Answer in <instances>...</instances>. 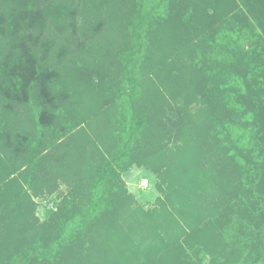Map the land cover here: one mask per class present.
<instances>
[{
    "label": "trees",
    "instance_id": "obj_1",
    "mask_svg": "<svg viewBox=\"0 0 264 264\" xmlns=\"http://www.w3.org/2000/svg\"><path fill=\"white\" fill-rule=\"evenodd\" d=\"M6 1L12 0H0ZM115 1L124 24L117 32L121 56L113 64L122 70L108 87L110 120L96 130L105 141L101 148L87 142L72 154L60 142L73 128L67 107L79 94L66 85V59L90 46L64 39L50 62V45L34 34L44 30L46 11L22 10L11 22L0 13V34L13 41L12 50L0 55V107L8 116L23 108L30 117L32 131L16 136L15 143L18 152L29 154L30 179L50 160L82 176L80 192L62 208L58 235L0 264H193L192 254L203 251L212 264H264V36L254 30L246 47L230 22L215 26L213 18L225 10V0ZM246 1L264 20V0ZM59 12L75 26L74 8ZM95 36L96 31L87 39ZM104 85L99 82L100 91ZM142 91L155 103L164 100V93L173 103L185 104L201 94L210 109L195 120L186 153L171 157L161 170L162 179L169 176L165 202L148 214L136 211L134 225L127 221L130 202L121 173L134 164L161 166V146L147 123L153 108L138 111L136 106ZM48 149H61L63 156L40 154ZM22 191L14 195L12 210L23 211ZM220 195L230 197L228 211L204 213ZM184 228L190 230L185 236ZM131 232L140 237L135 245ZM161 245L163 254L153 257Z\"/></svg>",
    "mask_w": 264,
    "mask_h": 264
},
{
    "label": "rangeland",
    "instance_id": "obj_2",
    "mask_svg": "<svg viewBox=\"0 0 264 264\" xmlns=\"http://www.w3.org/2000/svg\"><path fill=\"white\" fill-rule=\"evenodd\" d=\"M115 2V0H12L0 2V13L10 22L12 21L11 16L13 14L18 16V12L22 10L36 8L46 11L44 30L40 34V30L36 29L34 34L40 35L41 43L45 42L50 45L48 48L50 62L55 60L64 39L75 43L84 41L90 46L89 50L83 52L73 51L66 59L69 74L66 85L79 91V94L74 97L73 103L68 104L67 107L74 118L73 128L66 137L60 139V142L63 143V150L69 154L87 142H90V145L94 143L98 148H101L105 141L96 130L103 128L110 120L113 93L110 94L108 87L114 83L118 78L117 74L122 70L120 64H113V61H117L121 56L120 50H117L120 47L118 42L121 40L117 32L124 24L121 22L123 19L119 17L122 15L121 10ZM223 5L225 10L222 14L218 12L217 18L216 16L213 18L215 26L222 27V24L230 22L237 35L243 39L246 47H248V39L254 30L264 36V20L249 8L246 0H225ZM66 7L76 10L74 27L71 17L59 12ZM209 11L212 12V10ZM113 15L117 16L115 21L110 18ZM97 23H100L99 28L96 26ZM16 25L17 28L21 27L18 23ZM4 27L8 30L9 26L6 23ZM95 31L96 36L87 39V36ZM12 42L11 38H4L0 34V46L3 47H0V55L4 56L12 50ZM72 48L75 49L73 44ZM41 50L39 52H42ZM97 62L99 63L97 64ZM99 82L103 85L105 83L104 90H99ZM163 96L164 100L155 103V101L152 102L153 100L150 101L148 95L142 91L139 99L136 100L138 111L141 109L147 111L149 107L153 108L147 123L149 128L153 127L156 142L161 146L159 153L161 166L156 168L158 164H154V169L151 165L134 164L121 173V183L124 186L123 194L130 202L131 216L127 221L134 225L137 220L132 214L137 215L136 211L148 214L157 211L161 203L165 202L169 176L164 175L162 179L161 170L172 162L171 157H178L182 153H186L185 147L191 145L189 139L193 137L194 127L192 126L195 120H198L203 114H207L210 109L207 97H203L201 94H195L193 100L186 104L181 101L173 103L167 93H164ZM16 113V116H8L0 107V261L11 258L23 248L31 247L35 242L48 241L58 235L59 225L57 224H59L58 219L62 208L68 206L67 201L75 192L79 193V188L82 186L80 172L73 170L71 174H68L64 170H60L59 168L64 166L60 161L50 160L44 166H37L40 169L30 179L29 154L28 152H18L15 149V143L16 136L31 132L33 125L23 108H17ZM230 118L227 116V119ZM62 121L63 119H59L58 125ZM146 131H144L146 136H142L143 139L148 137ZM6 132L8 140L12 143L11 148L6 147ZM33 139L34 137L29 139L25 148H28ZM63 153L61 149L40 151L41 155L50 154L54 158L63 156ZM10 187L12 188L10 189ZM21 191L23 194L19 199L25 203V206L23 211L19 212L18 209L12 210L10 206L14 195L20 194ZM198 191L202 195L205 193L201 189ZM214 200L213 204L209 203L206 211L203 210L204 213L209 210H218L222 213L230 208L231 199L229 196L220 195ZM123 226L126 225L123 223ZM182 231L183 236L190 232L188 228H184ZM163 234V232L158 233L159 237H163L165 235ZM129 236L131 244L138 243L140 237L133 236L132 232ZM160 247L153 253V257L159 258L163 254L164 248L162 245ZM191 259L193 264H212V256L207 251L199 252L197 255L192 254Z\"/></svg>",
    "mask_w": 264,
    "mask_h": 264
}]
</instances>
